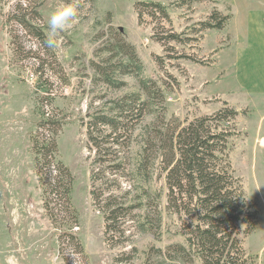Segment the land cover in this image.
<instances>
[{"label": "rangeland", "instance_id": "obj_1", "mask_svg": "<svg viewBox=\"0 0 264 264\" xmlns=\"http://www.w3.org/2000/svg\"><path fill=\"white\" fill-rule=\"evenodd\" d=\"M181 1L0 0V264H184L172 261L174 254L168 251L187 244L182 222L167 208L165 180H159L157 165L144 185L152 197L160 196L157 238L135 230L146 215L157 218L155 208L145 206L136 212L144 217L125 227L126 242L112 247L91 200L95 152L87 148L83 124L89 115L107 111V102L139 92V77L120 73L129 65L120 39L135 48L142 78L164 92L167 122L175 118L184 124L210 116L225 102L248 111L237 120L240 136L232 143L230 161L258 210L253 232L246 235L247 226H241L239 239L250 264H264V0L178 6ZM19 2L31 7L26 11L31 25H37L29 19L31 11L40 14L46 41L51 12L65 3L78 11L50 48L46 41L36 43L27 36L21 18L14 17ZM140 2L163 4L169 19L146 8L139 19ZM214 13L230 16L226 27L199 32ZM170 34L189 40L159 41ZM15 36L21 45L13 44ZM157 116L137 127V140ZM49 120L57 125H50L51 132L59 129L57 135L45 133L56 143L51 166L70 175L64 177L70 190L65 209L51 192L48 166L35 148L36 141L41 143L39 126ZM142 201L147 205L149 200L143 196ZM193 264L201 262L195 259Z\"/></svg>", "mask_w": 264, "mask_h": 264}, {"label": "trees", "instance_id": "obj_2", "mask_svg": "<svg viewBox=\"0 0 264 264\" xmlns=\"http://www.w3.org/2000/svg\"><path fill=\"white\" fill-rule=\"evenodd\" d=\"M194 1L202 0H182L177 4L182 6ZM143 8L169 19L167 7L158 2L137 3L139 19ZM29 9L31 7L25 9L19 2L14 17L21 18L28 30L27 36L42 44L46 41L42 18L33 9L29 19L37 25L28 23L26 11ZM229 20L230 16L220 18L214 13L201 23L199 32L223 30ZM163 40L181 43L189 39L170 34L159 41ZM120 42L119 48L129 60V65L122 67L120 73L138 76L139 92L107 102L104 106L109 105L107 111L89 115V121L83 124L87 148L95 152L91 163L90 196L94 209L103 217L107 244L110 242L112 247L124 244L128 238L125 227L144 217L136 212L145 206L154 207L157 218L152 220L146 215L145 222L139 223L135 230L152 232L155 238L159 236L161 216L156 202L160 196L152 197L144 188L152 180L157 165L159 180H165L167 208L182 222L181 236L187 244V247L174 245L169 248L174 254L170 256L172 261L193 264L198 259L201 264H250L251 259L246 256L239 239V230L247 226L245 234L253 232L258 210L255 203L248 201L230 161L232 143L240 136L237 120L248 111L239 112L225 102L210 116L184 124L175 118L167 122L164 92L154 81L142 78L143 67L135 48L123 39ZM13 44L21 45V39L13 37ZM155 113H158L156 121L146 127L137 140V127ZM50 125L57 126L52 120L40 124L41 143L36 141L35 148L43 154L48 166L51 192L57 196L58 205L65 209L70 190L64 177L70 175L60 166H51L56 143L55 139L45 136L47 131L51 132ZM51 133L57 135L59 129ZM140 192L142 195L138 194ZM143 196L149 200L147 205L143 204Z\"/></svg>", "mask_w": 264, "mask_h": 264}, {"label": "clouds", "instance_id": "obj_3", "mask_svg": "<svg viewBox=\"0 0 264 264\" xmlns=\"http://www.w3.org/2000/svg\"><path fill=\"white\" fill-rule=\"evenodd\" d=\"M77 11L75 6L65 3L62 7L50 13L48 20L50 36L46 41L48 47H55V36L63 29L70 26L71 22L77 16Z\"/></svg>", "mask_w": 264, "mask_h": 264}]
</instances>
